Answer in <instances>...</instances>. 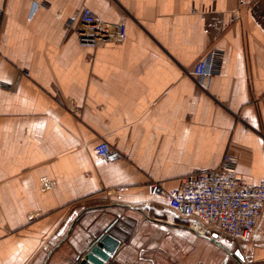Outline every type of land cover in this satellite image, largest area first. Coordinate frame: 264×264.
<instances>
[{"label":"crops","instance_id":"crops-1","mask_svg":"<svg viewBox=\"0 0 264 264\" xmlns=\"http://www.w3.org/2000/svg\"><path fill=\"white\" fill-rule=\"evenodd\" d=\"M84 8L122 40L82 45ZM99 142L124 156L102 164ZM226 154L244 183L264 180V0H0V264L77 263L130 208L127 264H239L227 250L264 264V209L240 248L167 206Z\"/></svg>","mask_w":264,"mask_h":264},{"label":"built area","instance_id":"built-area-1","mask_svg":"<svg viewBox=\"0 0 264 264\" xmlns=\"http://www.w3.org/2000/svg\"><path fill=\"white\" fill-rule=\"evenodd\" d=\"M78 34L82 45L96 47L110 40H122L124 30L118 25L117 32L110 34L93 12L84 8ZM219 59L216 50L208 51L194 64L192 76L200 84L211 78L218 71ZM93 154L102 164L113 163L124 156L106 142L96 144ZM234 168V158L226 154L217 168L182 177L179 186L167 193V206L181 218L190 219L192 232L214 239L225 236L245 248L264 209V180L246 184L237 177ZM52 185L50 180L42 178V188ZM146 192L150 198L165 195L159 183L148 184Z\"/></svg>","mask_w":264,"mask_h":264},{"label":"water","instance_id":"water-1","mask_svg":"<svg viewBox=\"0 0 264 264\" xmlns=\"http://www.w3.org/2000/svg\"><path fill=\"white\" fill-rule=\"evenodd\" d=\"M139 211L130 208L122 216H116V220L105 228L104 233L96 236L92 241L88 240L81 258H77L74 264H127L124 260L126 249L121 245L127 242L133 220L139 215ZM209 238V237H207ZM209 240L218 244L214 238ZM227 252L237 259L239 264H245V259L239 250Z\"/></svg>","mask_w":264,"mask_h":264}]
</instances>
